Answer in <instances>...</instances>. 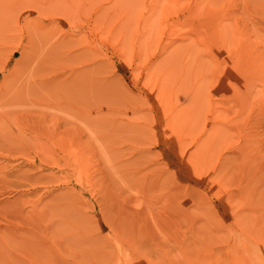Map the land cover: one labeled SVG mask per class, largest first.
I'll return each mask as SVG.
<instances>
[{
  "label": "rangeland",
  "instance_id": "obj_1",
  "mask_svg": "<svg viewBox=\"0 0 264 264\" xmlns=\"http://www.w3.org/2000/svg\"><path fill=\"white\" fill-rule=\"evenodd\" d=\"M0 264H264V0H0Z\"/></svg>",
  "mask_w": 264,
  "mask_h": 264
}]
</instances>
